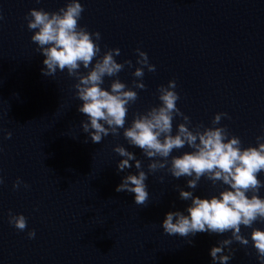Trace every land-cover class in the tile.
<instances>
[{"label":"water","instance_id":"obj_1","mask_svg":"<svg viewBox=\"0 0 264 264\" xmlns=\"http://www.w3.org/2000/svg\"><path fill=\"white\" fill-rule=\"evenodd\" d=\"M67 2L0 0V264H171L187 237L166 234L162 223L169 211L187 214L191 204L180 199L179 188L211 198L223 184L202 177L193 190L189 177L176 179L162 169L149 172L147 205H136L133 193L116 191L124 176L138 174L135 161L118 171L123 157L116 145L135 153L146 172L150 159L128 144L123 129L91 141L81 126L87 117L77 110L82 101L76 79L67 70L42 74L45 57L27 27L30 9L57 11ZM81 3L79 23L101 33L102 52L119 47L117 60L133 62L117 77H105L103 87L110 89L117 78L134 87L133 80L141 79L133 76L140 66L137 47L156 65L155 72L145 68L147 87L136 89L139 98L129 105L125 127L135 113L158 105V86L175 79L177 104L191 126H212L216 113L227 112L231 119L222 118L221 125L241 138L242 147L255 146L264 134V0ZM181 122L174 118L173 134ZM191 150L185 146L172 155ZM17 178L22 183L15 189ZM9 210L25 215L24 231L9 223Z\"/></svg>","mask_w":264,"mask_h":264},{"label":"clouds","instance_id":"obj_2","mask_svg":"<svg viewBox=\"0 0 264 264\" xmlns=\"http://www.w3.org/2000/svg\"><path fill=\"white\" fill-rule=\"evenodd\" d=\"M83 12L81 0H68L66 6L57 11L32 8L25 19L28 29L34 31L31 40L38 46L37 52L45 57L42 74L54 77L58 70H67L68 75L76 79V97L82 101L77 110L87 117L81 126L89 133L91 141L100 143L109 134L119 136L123 129L128 144L139 148L150 159L146 172L135 153L121 144L116 145L114 151L123 157L118 162V171L132 168L131 161H135L138 170V174L124 176L116 191L133 193L136 205H147L149 192L145 182L149 172L162 169H167L176 179L189 177L187 187L193 190L202 177L211 180L213 185L222 182L228 187L211 198L194 196L192 191L177 185L180 199L190 200L191 204L186 209L187 214L179 210L166 214L162 223L164 232L181 237L201 232L221 235L231 232L229 238L210 250L214 264H228L234 254L231 249L234 241L245 247L249 245V237L242 234V226L251 228L252 246L260 264H264V228L253 227L257 222L264 223V197L259 194L264 188V181L259 179V174L264 172V134L256 137L257 146L242 147L241 138L231 134L226 125H221L222 118L231 119L227 112L216 113L212 126L202 122L191 126V117L177 104L180 95L175 79L158 86V105L144 113H135L131 125L125 127L129 105L139 98L136 89L147 87L142 79L145 68L155 72L156 65L150 63L146 51L137 47L136 63L140 66L135 68L133 76L141 79L133 80L134 87H128L119 78L111 82L110 89L103 87L105 77H117L125 65L133 67V62L131 59L117 60L116 57L121 55L119 47L102 52L101 33L98 30L90 32L87 26L79 23ZM0 19H3L2 14ZM81 67L88 71L82 72ZM175 117H181L183 122L173 134ZM11 136L12 132H7V138ZM185 146L192 150L172 155ZM163 179L160 177L161 182ZM3 183L4 178L0 176V184ZM21 183L22 180L17 178L13 187L18 189ZM25 187L29 185L25 184ZM9 223L19 231L28 226L24 214H13L11 210ZM35 235V229L28 232L30 239Z\"/></svg>","mask_w":264,"mask_h":264}]
</instances>
